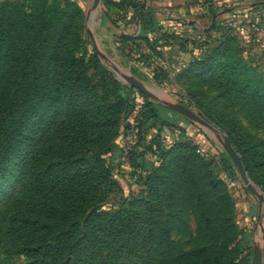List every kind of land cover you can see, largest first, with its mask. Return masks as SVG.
Segmentation results:
<instances>
[{"label": "trees", "instance_id": "16d2710c", "mask_svg": "<svg viewBox=\"0 0 264 264\" xmlns=\"http://www.w3.org/2000/svg\"><path fill=\"white\" fill-rule=\"evenodd\" d=\"M103 1L108 11L126 24L127 16L118 11L132 6L137 11L134 17L142 13L143 29L138 35L125 34V38L150 45L156 57H163L159 47L170 38L182 42L183 47L197 46L199 55L178 73L189 87H205L203 95L216 92L215 98L225 111L238 104L264 118V72L238 56L230 28L220 20L211 30L200 31L204 37L220 34L208 48L206 38L199 43L191 35L151 28V13L145 12L139 1ZM205 3L212 7L213 0ZM260 5L254 2L250 9L256 11ZM80 14L71 0L0 2V185L10 175L11 165L17 163L23 185L19 199L29 215L22 223L14 216L4 234L0 225V240L13 243L12 247L27 257L26 264H124L115 261L117 256L132 255L136 242L155 240L166 187L189 192L202 201L201 205L212 199L224 215L232 212L227 209L232 208L233 199L223 179L211 168L212 162L197 152V144L184 138L163 147L162 129L181 126L174 116H162L165 106L134 87L129 89L139 91L144 101L134 120L139 142L127 163L131 174L146 186V194L135 205L106 208L114 182L103 152H79L85 145L104 140L120 115L132 109L127 110L129 103L119 93V82L94 50L81 56L79 46H70ZM215 14L213 9L208 13L211 19ZM149 62L153 67L154 62ZM132 72L140 78L137 71ZM196 106L222 129L252 180L262 186V176L255 168L264 159L262 140L246 131L234 115L219 114L199 101ZM117 152L122 159L121 145ZM148 154L156 155L159 164L148 159ZM20 155L23 159L16 161ZM222 159L221 165L227 169L229 158ZM231 239L197 247L164 262L150 254L141 264H237L239 249L229 247Z\"/></svg>", "mask_w": 264, "mask_h": 264}, {"label": "rangeland", "instance_id": "374dc122", "mask_svg": "<svg viewBox=\"0 0 264 264\" xmlns=\"http://www.w3.org/2000/svg\"><path fill=\"white\" fill-rule=\"evenodd\" d=\"M4 1L21 2L29 0H0V2ZM71 1H74L77 9L81 12L79 16L81 22L79 21V27L75 28V31L70 36V46H79L77 53L81 56H86V53L91 52L92 49L94 50L110 76L119 82V93L129 103L127 110L129 108L132 109L130 112L126 111L120 115L115 129L104 140L85 145L86 150L83 148V152L79 150L80 155H86L88 152H103V158L111 171V178L114 182L112 192L106 198V208L118 209L129 205V203L135 205V201L146 194L147 189L136 175L131 174V170H125L117 152L128 125L134 122L144 101L140 94L141 91H137L139 89L132 86L125 79V75H132L137 78L133 74V70L137 71V75L140 77L138 79L151 91L158 94L161 100L150 99L162 105L167 102L183 103L205 120L207 119L196 106L197 101L205 103L208 108H215L219 114H230V118L234 115L233 117L240 121L246 131L262 140L261 149L264 152V118L260 117V113L253 115L248 109L246 111L243 108L244 106L241 107L238 104L236 106L233 105L231 110L225 111V108L221 107V102H218L215 98L216 92L207 91V94L203 95L204 90H206L205 87H189L188 84L178 78V73L183 68L181 64L186 63L188 65L191 60L199 55L197 46L189 44L187 47H183L182 42L175 43L174 41V45L169 49V62H166L167 58L165 57L164 49L169 46L168 44H171L170 39L173 41V38L168 41H162L159 48L163 57H156L155 54L153 55L150 45L140 40L125 38V34L134 36L133 32L126 29V23H124L122 17L107 12V6L103 0L94 10L92 9L94 0ZM245 2L249 3L248 0H245ZM224 3L228 6L232 5V3L230 5L226 2ZM93 12L95 13L94 21L92 18ZM184 12V16L188 19H194L199 16L198 11L194 13ZM226 18H222L221 22L230 28L234 37L233 43L237 46L238 56L253 63L260 71L264 72V23L261 34H255L253 22L250 20H247L245 27L241 29L238 26H228ZM199 20L203 26H210L212 22L210 19L200 18ZM91 34L101 54L97 51ZM184 34L187 36L191 35L193 40L199 43L206 38L210 42L208 48L214 45L220 35L218 32H213L211 36L204 37L201 32L196 30L191 33L184 31ZM149 61L154 62L153 67L148 65L150 64ZM167 67H170V69ZM129 87H134L137 90L135 89L134 91L131 88L129 89ZM257 115L263 121H259L260 118H257ZM186 123L187 125H180L181 127H174V129L165 126L162 129V146L169 148L173 142L180 138L189 140L192 144H197V152L212 162L211 168L225 182L227 190L233 199V206L227 211L232 212L224 215L222 213L223 208L220 205L213 204L214 201L212 199H209L206 205H201L202 201L195 199L189 192L166 187L162 193L165 207L161 210L158 217L155 240L153 242L148 241L145 244L136 242L132 255L117 256L118 258L115 261L124 264H141L150 254H153L155 260L164 262L197 247L220 243L226 241V238H232L228 245L239 249L237 264H246L247 260L255 263L256 248L262 252L264 263V233L260 236L258 229H256V234H258L256 238L253 233L247 236L249 225L247 226L243 223V203L247 198L254 197L260 203H264V159L261 158L257 162L260 165L255 167L258 175L262 176L260 178L263 181L262 186L257 185L247 172L250 181L263 196V199L260 200L248 189L234 161L228 154L224 144L227 138H225L222 129L209 122L214 127L211 130L189 118H187ZM151 131L153 132L154 130ZM113 143L116 147H114ZM222 156L229 158L226 159L229 164L227 169H224L221 165ZM147 158L159 164L156 155L148 154ZM20 159H23L22 155L18 156L16 161ZM17 167V163L11 165L10 175L0 185V225L1 229H3V234L5 233V227H8L14 216H17L19 223L29 217L28 213L23 210L24 205L22 206V202L19 199L23 185L22 177L16 171ZM143 174L146 173L143 172ZM60 205H55L54 207L58 208ZM40 219L43 221V217ZM230 219L232 221L225 222ZM12 246L13 243H9L7 239L2 238L0 240V264H26L27 257L19 254L17 249ZM112 256H115V254L113 253Z\"/></svg>", "mask_w": 264, "mask_h": 264}, {"label": "crops", "instance_id": "0c3cea01", "mask_svg": "<svg viewBox=\"0 0 264 264\" xmlns=\"http://www.w3.org/2000/svg\"><path fill=\"white\" fill-rule=\"evenodd\" d=\"M139 1L141 4L143 3L144 11L150 12L153 20V25L151 28H161L163 31L167 33H175L181 34V36L185 35L184 31L192 32L196 31H209L211 30L210 27L212 26L213 20L216 17V22L221 21V19L227 17L231 11L237 12H247L248 8L251 7L253 3L245 2V0H213L212 7L210 4L205 3V0H136ZM264 0H256V3L260 4ZM231 4L230 6L225 5ZM211 9L216 11V14L211 19L208 13H210ZM116 12L115 9H113ZM143 11V12H144ZM189 11L194 13L198 11L199 16L194 19L186 18L185 12ZM107 12L108 8H107ZM121 15H126L128 19V24L126 25V29L128 31H132L134 35H138L140 31L143 29V25L141 23V15L142 13L139 12L137 17H134L137 13L136 9L132 6H127L125 10L118 11ZM200 18L203 19H210L211 25L210 26H203L200 22ZM214 25V26H215ZM171 44L166 46L164 49L165 57L167 58L166 62H169V49L172 48L171 46L174 45V41L170 40ZM176 43V42H175ZM187 61V60H186ZM184 63V62H183ZM168 64V63H167ZM171 65V64H170ZM185 64H181V67L184 68ZM170 69V67H167ZM181 68V69H183ZM156 94V93H155ZM158 95V94H157ZM159 96V95H158ZM159 103V102H158ZM161 104V103H160ZM162 105V104H161ZM165 106L162 110V116L164 117H171L174 116L176 122L180 125H187L186 120L187 118L178 113V115H173L170 110H172L168 105L164 104ZM174 111V110H173ZM122 164L125 170H130V167L127 162L123 159ZM243 223L249 228L247 229V236L248 234H252L256 238L259 234L260 236L264 233V203H260L254 197L247 198L243 203ZM256 229H258V234H256Z\"/></svg>", "mask_w": 264, "mask_h": 264}, {"label": "water", "instance_id": "95a60500", "mask_svg": "<svg viewBox=\"0 0 264 264\" xmlns=\"http://www.w3.org/2000/svg\"><path fill=\"white\" fill-rule=\"evenodd\" d=\"M101 0H94L92 9L94 10L95 8H97L100 4ZM92 18L94 21L95 18V13L93 12L92 14ZM216 22V17L213 20L212 26L210 27V29L212 27H214ZM93 42L95 44V47L97 49V51L101 54V51L99 50L96 41L93 37V35L91 34ZM125 79L134 87L138 88L143 94H145L148 98H152L155 99L157 101H160V97L155 94L153 91H151L142 81H140L138 78H136L135 76H128L125 75ZM166 105H168L172 110H174L175 112L195 121L200 123L201 125L209 128V129H214L213 125L211 123H209L207 120H205L201 115H199L197 112H195L194 110H192L190 107H188L187 105L183 104V103H173V102H167ZM225 148L228 152V154L230 155V157L232 158V160L234 161L240 176L242 178V180L244 181V183L246 184V186L248 187V189L253 192L260 200L263 199V196L258 192L257 188L255 187V185L250 181L249 176L247 174V171L243 165L242 159L240 157V155L238 154L237 150L234 148V146L231 144V142L226 139L225 140ZM255 264H264L263 263V255L262 252L256 248V254H255Z\"/></svg>", "mask_w": 264, "mask_h": 264}, {"label": "built area", "instance_id": "2783aa9c", "mask_svg": "<svg viewBox=\"0 0 264 264\" xmlns=\"http://www.w3.org/2000/svg\"><path fill=\"white\" fill-rule=\"evenodd\" d=\"M251 3L256 2V0H248ZM250 20L254 25V33L261 34L262 25L264 23V1L261 3L260 7L256 11H252L248 8L247 12H237L231 11L226 18V24L230 27H245V22ZM140 132L137 127L136 122H132L129 128L126 130L124 138L122 140L121 146L123 149L122 159L127 162L129 153L134 150L136 144L139 142Z\"/></svg>", "mask_w": 264, "mask_h": 264}]
</instances>
